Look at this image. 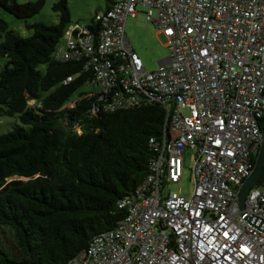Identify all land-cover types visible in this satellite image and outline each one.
Here are the masks:
<instances>
[{"label": "built area", "instance_id": "built-area-1", "mask_svg": "<svg viewBox=\"0 0 264 264\" xmlns=\"http://www.w3.org/2000/svg\"><path fill=\"white\" fill-rule=\"evenodd\" d=\"M138 7L167 40L153 71L125 34ZM64 33L55 54L84 59L88 95L105 110L157 101L168 134L150 139L157 155L135 195L119 201L124 216L63 264H264V181L238 202L264 141V0H111ZM189 149L194 189L183 195L168 186Z\"/></svg>", "mask_w": 264, "mask_h": 264}, {"label": "trees", "instance_id": "trees-1", "mask_svg": "<svg viewBox=\"0 0 264 264\" xmlns=\"http://www.w3.org/2000/svg\"><path fill=\"white\" fill-rule=\"evenodd\" d=\"M44 2L0 0V115L19 121L0 133V264H63L86 249L124 216L119 201L135 195L157 155L150 139L168 134L157 101L105 110L99 94L88 95L93 74L84 59L55 54L70 23L68 0L52 4L57 23L27 22ZM5 13L32 33L10 28Z\"/></svg>", "mask_w": 264, "mask_h": 264}, {"label": "rangeland", "instance_id": "rangeland-1", "mask_svg": "<svg viewBox=\"0 0 264 264\" xmlns=\"http://www.w3.org/2000/svg\"><path fill=\"white\" fill-rule=\"evenodd\" d=\"M55 0H45L41 10L34 16L30 17L27 22H43L45 24L57 23L59 17L57 13L52 10V4ZM106 0H68V10L70 22H89L97 9L104 7ZM137 11L143 12L141 7ZM3 18L8 22L10 28L14 29L22 36H29L32 31L27 29L23 20H17L10 14H2ZM126 37L142 61L143 66L147 71L157 69L168 55L169 49L166 45V38L163 35L156 33V29L151 21L142 22L140 15H129L125 22ZM66 34L60 38V45H65ZM3 64V59L0 58V68ZM40 68H44L40 65ZM89 88L88 84L82 85L71 96V100L75 99L80 92L86 91ZM15 123H19L16 116L0 115V133L10 130ZM76 130L79 127L74 126ZM194 150H186L183 156L182 176L176 183H170L169 190H174L183 195H190L194 189L193 182V164H194Z\"/></svg>", "mask_w": 264, "mask_h": 264}, {"label": "water", "instance_id": "water-1", "mask_svg": "<svg viewBox=\"0 0 264 264\" xmlns=\"http://www.w3.org/2000/svg\"><path fill=\"white\" fill-rule=\"evenodd\" d=\"M67 124L70 127H73L74 125L73 121L71 120H68ZM263 137H264V132H263ZM263 166H264V141H263V145L260 150V154L258 156L256 165H255V168L253 172L251 173V175L246 179V181L241 187V190L239 193V199H238L240 208H243L244 206V200H245L246 194L248 193L249 189L258 182V178L263 171Z\"/></svg>", "mask_w": 264, "mask_h": 264}, {"label": "crops", "instance_id": "crops-1", "mask_svg": "<svg viewBox=\"0 0 264 264\" xmlns=\"http://www.w3.org/2000/svg\"><path fill=\"white\" fill-rule=\"evenodd\" d=\"M110 3H111V0H106L104 7L101 8L100 10H104L105 8H107V7L110 5ZM97 11H99V9H97L95 12H97ZM94 14H95V13H94ZM137 14L140 15V19L142 20V22H145V21H146V20L144 19L143 15H142V12L137 11V12H136L134 15H132V16H137ZM156 33H157V32H156ZM157 34H158V33H157ZM160 63H161V62H160Z\"/></svg>", "mask_w": 264, "mask_h": 264}]
</instances>
